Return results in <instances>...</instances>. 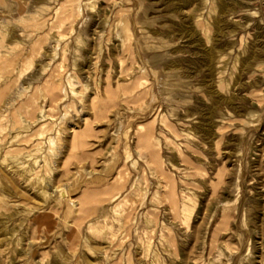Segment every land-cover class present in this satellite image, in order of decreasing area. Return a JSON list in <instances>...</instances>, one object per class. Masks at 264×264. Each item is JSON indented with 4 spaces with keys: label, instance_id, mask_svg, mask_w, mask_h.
<instances>
[{
    "label": "rangeland",
    "instance_id": "obj_1",
    "mask_svg": "<svg viewBox=\"0 0 264 264\" xmlns=\"http://www.w3.org/2000/svg\"><path fill=\"white\" fill-rule=\"evenodd\" d=\"M0 264H264V0H0Z\"/></svg>",
    "mask_w": 264,
    "mask_h": 264
},
{
    "label": "bare ground",
    "instance_id": "obj_2",
    "mask_svg": "<svg viewBox=\"0 0 264 264\" xmlns=\"http://www.w3.org/2000/svg\"><path fill=\"white\" fill-rule=\"evenodd\" d=\"M41 115H40V119H43V117H44V113H43V111L40 113ZM171 181H173V180H171ZM173 185H174V183H173ZM169 187H170V184H169ZM167 190H169V189H167ZM174 190V189H173ZM169 192H170V190H169ZM174 194H176V193H174ZM175 198H176V196H175ZM175 201H176V199H174ZM176 203V202H175ZM178 204V203H177ZM176 205V204H175ZM171 207H173V206H171ZM170 207V208H171ZM177 212V211H176Z\"/></svg>",
    "mask_w": 264,
    "mask_h": 264
}]
</instances>
